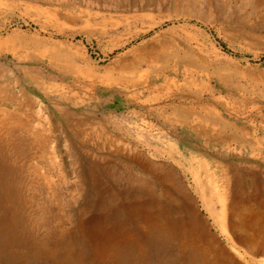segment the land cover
<instances>
[{"label": "rangeland", "instance_id": "374dc122", "mask_svg": "<svg viewBox=\"0 0 264 264\" xmlns=\"http://www.w3.org/2000/svg\"><path fill=\"white\" fill-rule=\"evenodd\" d=\"M135 175L151 214L115 222ZM263 209L264 0H0V236L26 244L0 264H264Z\"/></svg>", "mask_w": 264, "mask_h": 264}, {"label": "bare ground", "instance_id": "6f19581e", "mask_svg": "<svg viewBox=\"0 0 264 264\" xmlns=\"http://www.w3.org/2000/svg\"><path fill=\"white\" fill-rule=\"evenodd\" d=\"M156 52V51H155ZM158 53H159V51H158ZM157 53V54H158ZM156 54V53H155ZM147 60H148V58H147ZM150 60V59H149ZM166 84V83H165ZM12 94V93H11ZM7 95V94H6ZM20 99V98H19ZM17 100V99H16ZM5 101V100H4ZM2 106V105H1ZM5 107V106H4ZM60 108V107H59ZM11 109V108H10ZM210 109V108H209ZM2 111V110H1ZM4 111V110H3ZM15 111V110H14ZM15 113V112H14ZM65 113V112H64ZM75 113V112H74ZM159 113V112H158ZM208 113H210L211 115H212V117L214 118V120H215V123L217 122L218 124H221L223 127H226V126H228V125H230V124H228V123H224V122H222V120L220 119L221 117H220V115L218 116V114H217V112H215L213 109H210V110H208ZM61 115H62V113H61ZM64 115V114H63ZM28 116V115H27ZM15 117V116H14ZM65 117V116H64ZM220 117V118H219ZM68 118H70V117H68ZM112 120V119H111ZM111 122V121H110ZM200 123V122H199ZM198 123V124H199ZM186 124V123H185ZM204 124V123H203ZM10 125V124H9ZM119 125H120V123H119ZM194 125V124H193ZM200 125V124H199ZM69 126V125H68ZM202 126V125H201ZM231 126H232V124H231ZM31 127V126H30ZM114 127V126H113ZM228 127H230V126H228ZM116 129H117V131L119 130V129H121L118 125L116 126ZM194 129V128H193ZM196 129V128H195ZM228 129V128H227ZM36 130V129H35ZM197 130V129H196ZM207 130H208V128H207ZM214 130V129H213ZM212 130V131H213ZM2 131V130H1ZM198 131V130H197ZM211 131V130H210ZM38 132V131H37ZM123 132H125V131H123ZM200 132V131H199ZM118 133H120V132H118ZM201 133V132H200ZM209 133H211V132H209ZM212 133H214V132H212ZM205 134V133H204ZM216 134V133H215ZM130 135V134H129ZM214 135V134H213ZM213 135H211V136H213ZM213 138H215V137H213ZM219 138V137H218ZM49 139V138H48ZM216 139V138H215ZM224 141V140H223ZM226 142V141H225ZM22 146V145H21ZM133 158V157H132ZM134 161H135V163L137 164V165H141L140 164V162L138 161V160H136V158L134 159ZM144 165V164H143ZM51 166V165H50ZM142 166V165H141ZM146 166V165H145ZM148 166H149V164H148ZM82 167V166H81ZM201 167V166H200ZM129 168V167H128ZM135 168V167H134ZM146 168V167H145ZM206 168V167H205ZM111 169V168H110ZM109 169V170H110ZM151 169V168H150ZM108 170V172H111V171H109ZM202 170H204V169H202ZM113 171V170H112ZM195 171V170H194ZM232 171V170H231ZM40 172V171H39ZM107 172V171H106ZM137 172H139L138 170H137ZM151 172V171H150ZM185 172H187V173H185V174H187V176H190V179L192 180V184H191V186H190V188H188V189H185V191H186V194H187V197H188V199L190 200V202H191V204L193 205V208H194V211L195 212H197L198 211V213H199V206H201V208L207 213V215L209 216V217H213V210H212V207H211V205H210V202L212 201L213 202V200L215 201L216 200V202L217 203H219V205H220V212H219V214H217V219H218V221H219V224H220V227H221V229H222V232L224 231V232H226L227 233V230H226V219H227V217H226V200H225V197H224V195H223V193H222V190L220 189V186L217 184V181H216V179L214 178V176H213V174L210 172V171H208V170H205L204 171V178L206 179V183H202V181H201V175L198 173V172H191V171H189L188 169H186L185 170ZM233 173V172H232ZM235 173V172H234ZM46 174V173H45ZM111 174H112V172H111ZM119 174V173H118ZM122 174V173H121ZM159 174V173H158ZM83 175V174H82ZM107 175V174H106ZM105 175V176H106ZM127 175V174H126ZM231 175V174H230ZM233 175V174H232ZM46 176V175H45ZM108 176H111V175H109V173H108ZM113 176V175H112ZM125 176V175H124ZM128 176V175H127ZM143 176V175H142ZM235 176V175H234ZM233 176V177H234ZM156 177V176H155ZM158 177V176H157ZM83 178V177H82ZM128 178V177H127ZM110 179H111V177H110ZM116 179V178H115ZM138 177H137V175H135V177H134V184H132V191H131V193H130V203H128V204H123V200H122V196H120L119 197V194H118V199L114 202V204H112L113 205V210H116V212H115V214H113V216H114V220H115V222L116 221H118V222H124V220L125 219H130V217H132L133 215H135L136 213H138V214H140V217H141V215H143V217L144 218H148L149 217V215L151 214H149V213H147L148 211H147V209H150L151 207H153V205H148V206H146L145 205V202H146V198H145V196H144V192H143V190H142V188H141V181H140V179H139V182H138ZM156 179V178H155ZM227 179V178H226ZM143 180V179H142ZM112 181V180H111ZM158 181L160 182L161 181V178L160 177H158ZM165 182V181H164ZM139 183V185H137ZM34 184V183H33ZM107 184V183H106ZM141 184V185H140ZM37 185V184H36ZM84 185V184H83ZM100 186H102V185H100ZM134 186V187H133ZM77 187V186H76ZM116 187V186H115ZM261 187V186H260ZM187 188V187H186ZM259 188V187H258ZM263 188V187H262ZM41 190V189H40ZM85 190V189H84ZM103 190V189H102ZM260 190V189H259ZM86 191V190H85ZM89 191V190H88ZM105 191V190H104ZM139 191H141V192H139ZM261 191V190H260ZM101 192V191H100ZM234 192V191H233ZM89 193V192H88ZM106 193V192H105ZM235 193V192H234ZM93 194V193H92ZM59 195V194H58ZM62 195H63V193H62ZM57 196V195H56ZM81 196H83V195H81ZM108 196V195H107ZM244 196V195H243ZM93 197V196H92ZM109 197V196H108ZM113 197V196H112ZM115 197H116V195H115ZM58 198V197H57ZM62 198V197H61ZM229 198V197H228ZM227 198V199H228ZM236 198V197H235ZM235 198H232V199H235ZM163 198H161L160 197V195L159 194H156V197H153L152 198V204H154L155 206H156V208L157 207H160L161 206V202L162 201H160V200H162ZM122 200V201H121ZM236 200V199H235ZM177 201H178V203H179V205L181 204V200L180 199H177ZM253 201V200H252ZM73 203V202H72ZM200 203V204H199ZM47 204V203H46ZM252 204V203H251ZM216 204H214V206H215ZM87 206V205H86ZM85 206V207H86ZM4 207V206H3ZM255 207V206H254ZM81 209V208H80ZM165 209V208H164ZM83 210V209H82ZM86 210V209H85ZM215 210V209H214ZM264 210V209H263ZM10 211H11V209H10ZM75 211V210H74ZM147 211V212H146ZM202 211V210H201ZM40 212V211H39ZM45 212V211H44ZM79 212V211H78ZM83 212H84V210H83ZM126 213L128 214V215H126ZM141 213H143V214H141ZM184 213V212H183ZM80 214V213H79ZM82 214V213H81ZM244 214V213H243ZM246 214H248V213H246ZM264 214V213H263ZM46 215V214H45ZM69 215V214H68ZM240 215V214H239ZM242 216V215H241ZM45 218V217H44ZM79 218H80V215H79ZM128 219V220H129ZM77 220V219H76ZM204 220V219H203ZM111 221H113V220H111ZM110 221V222H111ZM135 222V224L133 225L134 227H138V226H140V224H137L136 225V221H134ZM133 222V223H134ZM211 222V221H210ZM81 223H82V218H80L79 220H78V222H77V225H76V228H75V230L74 231H71V232H69V231H65V230H58V232L55 234L56 236H55V240H54V243H56V244H63V241L65 240H70V239H75L78 243H80L81 242V240L78 238V237H83V235H84V233H75V231H76V229H78L79 228V226L81 225ZM114 223V222H113ZM138 223V222H137ZM169 223V222H168ZM174 223V222H173ZM62 225V224H61ZM103 225V224H102ZM115 225V224H114ZM126 225V224H125ZM156 225V224H155ZM154 225V226H155ZM64 226V225H63ZM127 226V225H126ZM129 226V225H128ZM131 226V225H130ZM147 226V225H146ZM148 227V226H147ZM163 227V226H162ZM18 228V227H17ZM60 228V227H59ZM92 227L90 226L89 227V230L91 229ZM126 228V227H125ZM116 229V228H115ZM146 229V228H145ZM158 229V228H157ZM121 230V229H120ZM97 231H100V230H93V231H90L89 232V236L90 237H93L92 235L93 234H95ZM133 231V230H132ZM135 231V230H134ZM146 231H147V229H146ZM103 232V231H102ZM124 232V231H123ZM223 232V233H224ZM117 233V232H116ZM115 233V234H116ZM143 234H145L144 232H142ZM226 233H225V235H226ZM243 233V232H242ZM15 234V233H14ZM103 234H104V232H103ZM228 234V233H227ZM22 235V234H21ZM120 235V234H119ZM231 235V234H230ZM111 236V235H110ZM113 236H115V235H113ZM177 236V235H176ZM117 237V236H116ZM23 238H25V237H22V236H13V233L12 232H9V233H5L4 235H1L0 236V258H1V256H2V253H3V258H8V259H11V258H14L15 257V255H14V253H13V249H17V248H20V247H26V244L23 242ZM147 238L149 239V234L147 235ZM208 238V237H207ZM230 238V237H229ZM232 238V237H231ZM105 239V238H104ZM106 239H107V237H106ZM219 239V238H218ZM94 240V239H93ZM198 240V239H197ZM46 241V240H45ZM71 241V240H70ZM85 241H87V240H85ZM116 241V240H115ZM231 241V240H230ZM258 241V240H257ZM121 242V241H120ZM123 242H124V240H123ZM136 242H138V241H136ZM188 242V241H187ZM191 242V241H190ZM233 242V241H232ZM51 243V242H50ZM87 243V242H86ZM85 243V244H86ZM97 243V242H96ZM82 244V243H81ZM84 244V246H86ZM88 245H89V243H87ZM137 245V244H136ZM53 246V245H52ZM55 246V245H54ZM68 246V245H67ZM90 246V245H89ZM92 246V245H91ZM98 246V245H97ZM111 246H112V244H111ZM115 246V245H114ZM117 246V245H116ZM119 246V245H118ZM141 246V245H140ZM48 247H50V246H48ZM88 247V246H87ZM57 248V247H56ZM56 248H54V249H56ZM79 248V247H78ZM90 248V247H89ZM88 248V249H89ZM102 248V247H101ZM104 248V247H103ZM137 248H138V246H137ZM60 249V248H59ZM69 249V248H68ZM87 249V250H88ZM125 249V248H124ZM205 249V248H204ZM235 249V248H234ZM45 250V249H44ZM75 250H76V248H75ZM86 250V249H85ZM90 250V249H89ZM98 250V249H97ZM129 250V249H128ZM206 250V249H205ZM94 251V250H93ZM102 251V250H101ZM106 251V250H105ZM111 251V250H110ZM122 251V250H121ZM120 251V252H121ZM239 251V250H238ZM243 251V250H242ZM16 252V251H15ZM32 252V251H31ZM36 252V251H35ZM48 252H49V250H48ZM50 252H52V251H50ZM49 252V253H50ZM74 252V251H73ZM95 252V251H94ZM240 252V251H239ZM34 253V252H33ZM109 253V252H108ZM115 253V252H114ZM117 253V252H116ZM245 253V252H244ZM77 254V253H76ZM102 254V253H101ZM245 254H247V253H245ZM250 254V253H249ZM255 254V253H254ZM52 255V254H51ZM53 258L51 257V260H52V262L54 263V264H74L73 263V260L69 257V254H67V253H64V252H62V251H60V250H56V251H53ZM242 255V254H241ZM248 255V254H247ZM247 255H245V256H247ZM86 256H88V255H86ZM235 256V255H234ZM258 256V255H257ZM48 257V256H47ZM114 257V256H113ZM120 257V256H119ZM242 257H243V255H242ZM251 257V256H250ZM22 258V257H21ZM25 258V257H24ZM73 258V257H72ZM80 258V257H79ZM81 258H83V257H81ZM97 259H98V257H96ZM112 258V255H109V260ZM253 258V257H252ZM27 259V258H26ZM85 259V258H84ZM104 259V258H103ZM141 259V258H140ZM254 259V258H253ZM33 260V259H32ZM121 260V259H120ZM246 260V259H245ZM124 261V260H123ZM263 261V260H262ZM17 262H19V261H17ZM79 262V261H78ZM89 261H87V263H88ZM90 262H92V261H90ZM114 262H115V260H114ZM85 263V262H84ZM26 264H28V263H26Z\"/></svg>", "mask_w": 264, "mask_h": 264}]
</instances>
